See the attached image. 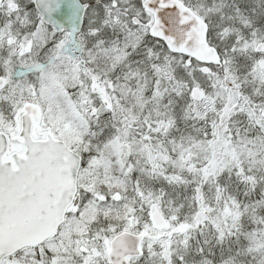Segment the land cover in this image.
<instances>
[{
    "label": "snow or ice",
    "instance_id": "1",
    "mask_svg": "<svg viewBox=\"0 0 264 264\" xmlns=\"http://www.w3.org/2000/svg\"><path fill=\"white\" fill-rule=\"evenodd\" d=\"M0 264H264V0H0Z\"/></svg>",
    "mask_w": 264,
    "mask_h": 264
}]
</instances>
